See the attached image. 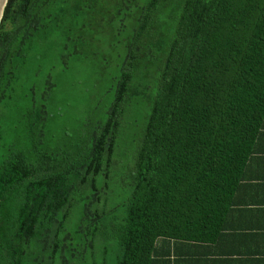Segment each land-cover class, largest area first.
I'll list each match as a JSON object with an SVG mask.
<instances>
[{
	"label": "trees",
	"instance_id": "1",
	"mask_svg": "<svg viewBox=\"0 0 264 264\" xmlns=\"http://www.w3.org/2000/svg\"><path fill=\"white\" fill-rule=\"evenodd\" d=\"M95 62L56 134L62 75ZM263 115L264 0H8L0 264H154L158 241L215 231Z\"/></svg>",
	"mask_w": 264,
	"mask_h": 264
},
{
	"label": "crops",
	"instance_id": "2",
	"mask_svg": "<svg viewBox=\"0 0 264 264\" xmlns=\"http://www.w3.org/2000/svg\"><path fill=\"white\" fill-rule=\"evenodd\" d=\"M235 187L232 209L218 215L215 231L203 229L197 240L158 241L162 255L154 264H264V115Z\"/></svg>",
	"mask_w": 264,
	"mask_h": 264
},
{
	"label": "rangeland",
	"instance_id": "3",
	"mask_svg": "<svg viewBox=\"0 0 264 264\" xmlns=\"http://www.w3.org/2000/svg\"><path fill=\"white\" fill-rule=\"evenodd\" d=\"M99 62H95L94 64H81L74 66V68L69 73H64L62 75L61 81L59 83V88L57 89V96L54 101H51L50 104L52 106V110L58 104L68 103V107L64 111L63 116L55 118L53 120L52 129L56 134H61L63 126L65 124L75 125L77 122V118L79 115V110L86 104V100L89 99V90L92 87L94 80L98 77L99 70ZM80 79L82 81H80ZM133 118L129 121H133L136 118V121L130 125V122L125 123L124 131L122 132L121 141L122 144L126 139H132L134 135L139 131L141 126V119L139 118V114L135 113ZM137 120L140 121L138 124ZM128 144V143H127ZM122 146V145H121ZM125 149V148H124ZM123 152L121 148L120 153ZM125 152V151H124ZM124 158L121 160V163L118 166H122L121 168H114V172L117 175L118 179H121L122 173L124 171ZM121 181H114L112 187L114 190H118L121 187ZM103 255V252H102Z\"/></svg>",
	"mask_w": 264,
	"mask_h": 264
},
{
	"label": "water",
	"instance_id": "4",
	"mask_svg": "<svg viewBox=\"0 0 264 264\" xmlns=\"http://www.w3.org/2000/svg\"><path fill=\"white\" fill-rule=\"evenodd\" d=\"M8 0H0V23L3 17L4 9L7 4Z\"/></svg>",
	"mask_w": 264,
	"mask_h": 264
}]
</instances>
